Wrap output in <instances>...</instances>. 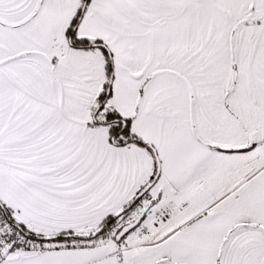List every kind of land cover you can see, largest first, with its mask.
I'll list each match as a JSON object with an SVG mask.
<instances>
[{
	"label": "snow or ice",
	"instance_id": "1",
	"mask_svg": "<svg viewBox=\"0 0 264 264\" xmlns=\"http://www.w3.org/2000/svg\"><path fill=\"white\" fill-rule=\"evenodd\" d=\"M0 264H264V0H0Z\"/></svg>",
	"mask_w": 264,
	"mask_h": 264
}]
</instances>
